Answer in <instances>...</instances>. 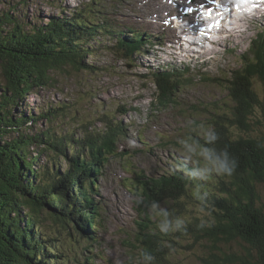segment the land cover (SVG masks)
Returning <instances> with one entry per match:
<instances>
[{
  "label": "rangeland",
  "instance_id": "1",
  "mask_svg": "<svg viewBox=\"0 0 264 264\" xmlns=\"http://www.w3.org/2000/svg\"><path fill=\"white\" fill-rule=\"evenodd\" d=\"M167 1L171 2L169 0H0V16L2 17L4 12L8 13L12 18L17 19L26 31H30L32 27L47 26L56 18L69 19L76 10H83L84 13L94 11L93 14L99 16L100 22L106 20L115 25L117 30L122 31L123 40L133 38L132 31H135L133 33H137V36L141 33L133 28L127 30V26L130 25L134 28L142 26L141 31L152 35L154 41L151 42L153 43L151 46L150 43L143 45V55L134 54L133 59H124L118 57L121 54L110 52L111 49H103L105 43L108 45L115 43V37L95 35L94 38L86 40L89 45L87 49L93 55H86L82 59L85 64L92 66L91 68L76 71L66 67L54 71L51 73L54 80L49 87L35 88L33 94L29 93L17 102V112L26 117L38 116L41 112L58 106L56 110L58 118L51 124L48 123L53 131L63 129V133L76 138L98 136L106 147L109 146L107 151H110L112 157L98 177V190L96 193L92 192L96 194L93 196L95 204L98 205L101 199L103 201L95 211L101 226L90 234L89 226L93 220L89 215L83 217L85 221L82 223L87 226L90 235L86 233L83 237L80 236L83 245L75 249V257L69 254L67 257L62 255L58 242L63 239L62 236H55L47 228L41 229L43 233L56 237L52 239H55L54 244L57 245L58 262L64 260V264H86L84 258L87 256L91 259L93 257L92 264H151L153 258L149 254L152 252L150 249L149 254L146 252L150 247L146 243H152L153 247L155 243H162L158 238L161 234L153 233L164 232L160 226L171 214H176L172 226L167 228L173 240V243L169 242L166 246L167 263L199 264L198 260L202 255L199 248L195 249L194 253L200 254L196 256L180 247V244L186 246V243H192L193 236L183 231L184 223L180 228H176L175 223L178 219L184 220L190 216H205V207L200 203L184 204L186 210L182 209L181 214L178 206L179 203L185 202L180 199L178 201L168 199L165 196L144 199L143 191L139 189V182L141 177L149 182L152 180L151 177L158 179L165 171L179 172L174 170L175 163L186 161L185 164L193 166L188 163L190 159L194 156L200 157L198 154L188 153L187 148L182 151L173 145L190 144L197 148V152L202 148L210 149L209 145L211 146L212 143H207L205 137L209 131L215 135L216 126L223 124L224 121L218 117L227 115L225 111L229 100L226 97L228 89L224 88V81L234 69L240 67L242 63L240 60H243L245 55L243 51L245 49L252 51L253 46L250 42L263 31L264 18L261 16L260 19L253 20L250 11L238 13L234 11L236 3L221 0L232 10L227 12L217 9L224 11V16L219 21L220 26L204 34L201 29H207L208 25L218 21L215 11L211 19L198 18V13L185 17L181 11L185 8L182 2L173 0L168 8H162L161 5L167 4ZM212 7L215 9V5ZM1 17L0 19L3 20ZM173 17L178 19H172ZM165 21L170 23L166 24ZM168 29L172 30L168 31ZM3 31L7 33L10 29L6 26ZM241 36L243 38L238 42ZM157 41H162L163 46L155 45L159 43ZM170 42L174 47L169 49L167 47H170ZM78 44L83 45L80 42ZM186 44L196 46L197 48L190 47L189 50L195 49L194 54L199 50L201 56L199 58L190 56L185 60L180 50L184 49ZM84 48L82 46V49ZM167 52L175 53L181 60H171L172 57ZM164 63L171 64L184 72L186 66L188 69L184 76L185 81L180 83L181 87L171 96L174 102L162 106L160 96L156 93L158 90L151 77L146 74L153 69L163 68ZM94 68L95 70H91ZM260 77L262 76L256 72L251 76V80L255 82V89L264 102V84L260 81ZM0 79L2 81L1 77ZM263 112L264 108L262 111L259 106L254 108L257 118L261 119ZM10 114L12 115V112ZM46 123L39 122L33 126L29 122L28 131L34 133L44 130L47 128ZM234 133L238 132L234 131ZM98 145L102 146V143L98 142ZM30 152L37 158L36 165L47 161L42 155L36 157L33 150ZM115 154L121 156L116 157ZM201 160L203 163L204 160L202 158ZM195 163L199 164L200 160H196ZM65 164L66 162L60 163L56 169L65 168ZM165 187L160 188L162 193L167 190ZM258 190L261 201L257 205H260L264 202V187L258 186ZM190 191L193 193L192 190ZM181 199L185 201L186 194ZM82 209L83 215L89 212V207L85 208L87 210H84V207ZM144 212L147 213L145 216ZM12 215L10 214V217ZM76 217L78 221L83 220L82 215L78 214ZM66 227L64 224L62 228ZM151 234L153 238H149ZM154 238H157L158 242L153 241ZM185 238L189 241L184 240ZM85 240L89 241V246H86ZM241 243V241L232 242L229 245H222V248L233 253H241L243 250ZM48 252L54 255L52 250L49 249ZM73 258H76V261ZM53 262L54 260L49 264Z\"/></svg>",
  "mask_w": 264,
  "mask_h": 264
},
{
  "label": "trees",
  "instance_id": "2",
  "mask_svg": "<svg viewBox=\"0 0 264 264\" xmlns=\"http://www.w3.org/2000/svg\"><path fill=\"white\" fill-rule=\"evenodd\" d=\"M92 12L76 10L69 19L56 18L47 26L32 27L31 32L24 30L8 13L0 16L3 18L0 19V264H49L53 260V264H64V260L57 261L54 236L41 229L47 228L55 236H62L63 239L58 241L62 255L75 257V249L83 245L80 236L88 233L87 226L82 223L83 217H91L92 229L101 226L95 214L99 207H93L92 196L95 194L92 192H96L98 177L112 158L107 151L109 146L106 147L98 136L76 138L63 133V129L53 131L49 124L58 118V106L31 117L19 115L16 107L18 100L33 94L35 88L49 87L54 80L52 72L66 67L76 71L92 67L82 61L86 55H93L87 49L86 40L95 35L115 33L113 26L105 20L99 23V18ZM6 26L10 29L7 33L3 31ZM127 27L137 30L130 25ZM120 37L116 38V45H103V49H111L110 52L116 55L123 54L118 55L120 58L133 59L137 34L131 41ZM252 46V51L247 53L250 56L243 58L242 67L232 71L224 81L229 100L227 115L218 117L224 121L217 123L216 139L209 145L217 154H227L230 174L214 170L201 175L200 170L207 165L205 161L202 163L201 157H196L199 164L188 162L193 165L189 166L186 161L177 162L173 167L179 172L165 171L161 179L151 177V181L141 182L144 181L141 177L139 182V189L146 197L165 196L185 202L179 203L181 214L187 204L200 203L205 207V216H190L183 220V231L193 238L186 246L180 244L192 253L199 248L202 255L194 253L200 255L199 264H264V202L257 205L261 201L258 186L264 187V115L260 119L254 114L257 106L263 110L264 102L251 80L257 72L264 84L263 36L260 35ZM173 75L174 81H169ZM183 75L182 72L165 71L153 74V84L162 106L174 102L171 96L185 81ZM29 122L33 126L47 122V128L33 133L28 131ZM32 150L36 157L42 155L47 161L36 165L37 158L31 155ZM62 162H66L65 168L57 170ZM161 186H166L164 193ZM185 194L184 201L181 198ZM86 201L88 204H84ZM82 207L93 209L83 215ZM78 214L83 220L78 221ZM175 218L176 214H171L166 220L168 228ZM64 224L66 228H62ZM89 232L91 234L92 230ZM170 235L164 231L160 235L162 243H155L154 247L152 243H146L150 246L146 252L149 249L152 252L148 253L153 258L151 264H168L166 246L173 243ZM236 241L243 244L241 253L222 248V245ZM49 249L54 255H50Z\"/></svg>",
  "mask_w": 264,
  "mask_h": 264
},
{
  "label": "bare ground",
  "instance_id": "3",
  "mask_svg": "<svg viewBox=\"0 0 264 264\" xmlns=\"http://www.w3.org/2000/svg\"><path fill=\"white\" fill-rule=\"evenodd\" d=\"M169 1H171V2H173V0H169ZM180 2H182L183 4H184V7H189V6H191V7H199V5H201V4H203V3H205L206 2V0L205 1H203V0H195V3L193 4V5H188L187 4V0H179ZM168 2V1H167ZM171 2H168L167 4H163V5H161V7L162 8H168L169 6H170V4H171ZM234 3H236L235 4V7H234V11H236V6H238L239 7V9H240V11H236V12H238V13H244V12H246V11H250L251 13H250V16L252 17V19L253 20H256V19H260L261 18V16H263V18H264V13H263V11H264V0H259V2L258 1H256V0H243L242 2H240V0H235L234 1ZM255 8V9H254ZM155 11L153 10V13H154ZM171 14V13H170ZM193 15V14H192ZM191 15V16H192ZM157 16V15H156ZM158 16H159V14H158ZM166 16H167V14H166ZM184 16V15H183ZM157 19V18H156ZM137 20V19H136ZM118 21V20H117ZM139 23V22H138ZM144 23V22H143ZM141 25V24H140ZM149 25V24H148ZM145 27V26H144ZM180 27V26H179ZM136 29L137 30H139L140 32H141V29H142V26H139V27H136ZM180 29V28H179ZM170 30H172V29H168V31H170ZM185 30V28L182 30V32ZM147 34V33H146ZM139 36V35H138ZM167 38V37H166ZM243 38V36H241V37H239L238 38V42L241 40ZM157 42H159V43H157V44H155V45H159V46H163V42L162 41H157ZM136 43H137V41H136ZM151 45H153V43H150L149 44V46H151ZM233 45H235V42L233 41ZM169 46L170 47H167V48H171V47H174L172 44H171V42L169 43ZM228 46H230V45H228ZM190 47H196V46H193V45H189V44H186L185 45V47H184V49H182V50H180L181 52H183V54H184V58H185V60H187L190 56H193L194 58H199L201 55L199 54V50L196 52V54H194L193 52L195 51V49H193V50H189L190 49ZM197 48V47H196ZM188 49V50H187ZM199 49H201V48H199ZM201 51H205V50H201ZM179 52V51H178ZM171 57H172V59L171 60H173V59H175V60H181V59H179L177 56H176V54L175 53H173V52H167ZM207 54V53H206ZM166 55V54H165ZM164 57V56H163ZM180 62H182V61H180ZM202 63H204L203 62V60H202ZM187 69H188V67L186 66V68H185V72L187 71ZM173 146H176V147H178L180 150H184V149H186V147L183 145V144H179V145H173ZM177 149V148H176ZM178 150V149H177ZM87 155V154H86ZM90 155V154H89ZM86 157H88V156H86ZM191 161L190 162H193V163H195V161H196V156H194V158L193 159H190ZM161 177H162V174H161V176L159 177L160 179H161ZM158 178V179H159ZM161 181V180H160ZM141 182H148L147 180H145L144 179V181H141ZM164 187V186H163ZM95 188L97 189V186H95ZM161 188H162V186H161ZM96 193V192H95ZM96 195V194H95ZM143 198L144 199H147V200H149V198H151V197H146V196H144L143 195ZM102 200V199H101ZM100 200V203L102 204L103 203V201H101ZM99 202H98V205L99 206H101V204H100ZM147 213L146 212H144V216L146 215ZM145 218H147V216L145 217ZM198 220V219H197ZM80 221V220H79ZM145 224H146V222H144ZM95 231H97V230H95ZM94 231V232H95ZM156 233H159V234H163V232H158V231H156L155 233H153V234H156ZM47 264V263H46Z\"/></svg>",
  "mask_w": 264,
  "mask_h": 264
},
{
  "label": "clouds",
  "instance_id": "4",
  "mask_svg": "<svg viewBox=\"0 0 264 264\" xmlns=\"http://www.w3.org/2000/svg\"><path fill=\"white\" fill-rule=\"evenodd\" d=\"M205 139L207 143H212L216 137L214 133L209 131ZM185 147L187 148L188 153L198 154L205 161L207 166L201 169L199 174L204 175L212 170H215L218 173L230 174L231 168L229 167V161L226 153L217 154L215 151L208 148H202L199 152H197V148L190 144L185 145ZM183 223V220L178 219L175 223V227L180 228L183 226ZM160 227L162 231L167 230L168 222L166 221Z\"/></svg>",
  "mask_w": 264,
  "mask_h": 264
},
{
  "label": "snow or ice",
  "instance_id": "5",
  "mask_svg": "<svg viewBox=\"0 0 264 264\" xmlns=\"http://www.w3.org/2000/svg\"><path fill=\"white\" fill-rule=\"evenodd\" d=\"M195 3V0H187L188 5H193ZM215 5V9L212 7ZM217 9H223L224 11L230 12L232 9L228 7L225 3H222L221 0H206L205 3L199 5V7H185L181 9L183 15L185 17L191 16L193 13H198L199 17H206L208 19H211L213 16V13L215 11V15L218 18V21L216 23H212L207 26V29H201L202 33L205 34L206 31H210L212 28H218L220 26L219 21L224 16V11H219ZM236 11H240L239 7L236 6ZM172 19H178V17H173ZM166 24L170 23L169 21H165Z\"/></svg>",
  "mask_w": 264,
  "mask_h": 264
}]
</instances>
